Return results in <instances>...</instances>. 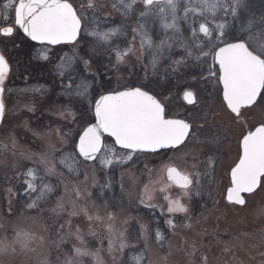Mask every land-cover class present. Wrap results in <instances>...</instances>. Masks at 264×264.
<instances>
[{"label": "rangeland", "instance_id": "rangeland-1", "mask_svg": "<svg viewBox=\"0 0 264 264\" xmlns=\"http://www.w3.org/2000/svg\"><path fill=\"white\" fill-rule=\"evenodd\" d=\"M106 1L120 21L109 22L108 31L85 33L94 39L93 51L113 54L115 63L105 78L117 85L93 94L102 76L93 70L90 50L84 45L81 51L80 42L69 46L70 53L38 46L15 24L19 0L7 8L8 0H0L1 27L15 29L10 36L0 34V53L10 68L0 127V242L7 245L0 264H133L144 258V264H264V177L245 205L227 201L243 137L264 125V107L247 108L240 118L228 110L215 64V51L226 41L213 33L216 11L226 7L220 32L251 34L250 47L258 46L264 43L259 28L264 15H248L246 0H219L215 13L198 0H173L174 10L167 1ZM262 8L256 6L257 13H264ZM201 24L210 37L199 31ZM139 35V57L130 56L129 42ZM136 87H153L167 117L190 125V139L179 148L146 155L121 150L105 138L97 160L84 161L77 142L95 122L97 101ZM187 91L195 94L194 105L184 102ZM104 159L112 162L104 164ZM113 166L124 197L116 211L95 197L97 189L103 195L105 184L112 185L107 171ZM173 167L190 176V188L168 182L167 169ZM176 200L186 212H169ZM146 213L163 219L168 232L163 245L153 241ZM139 248L144 258L127 261V252Z\"/></svg>", "mask_w": 264, "mask_h": 264}, {"label": "snow or ice", "instance_id": "snow-or-ice-1", "mask_svg": "<svg viewBox=\"0 0 264 264\" xmlns=\"http://www.w3.org/2000/svg\"><path fill=\"white\" fill-rule=\"evenodd\" d=\"M167 2L174 10L173 0ZM198 2L215 11L219 0H213L211 4L209 0ZM234 2L238 4L239 0ZM14 3L15 0H8L5 7H11ZM145 3L151 5L153 0H145ZM14 11L15 24L33 41H47L53 45L71 42L75 41L80 31V17L68 0H19ZM223 27L217 25L218 29ZM250 28L251 23L249 30ZM14 31L15 29L9 26L0 34L10 36ZM199 31L210 37L206 24H201ZM220 34L222 36L223 32ZM102 38L107 40L108 33L103 34ZM251 41L252 36L249 34L247 38H238L236 42L226 43L215 51V59L223 73V98L231 112L237 115L242 107L254 104L264 90V43L250 47ZM9 71L6 59L0 55V119L5 110L3 85ZM185 96L189 103H195L193 93L187 92ZM95 115L97 123L88 127L79 140V151L89 160L95 159L96 153L101 151L102 133L115 137V142L125 149L155 151L183 143L190 128L183 120L166 119L162 105L139 87L102 96L96 103ZM242 144L243 155L231 172L233 186L229 189L227 197L229 201H235L237 204L244 203L241 193L252 192L260 178L264 177V125L245 135ZM109 151L114 155V152ZM111 162L110 159L102 160L104 164ZM167 174L181 189L187 190L192 184L191 178L176 168H169ZM29 187L32 185L29 184ZM174 211L186 212L187 208L179 200L171 201L169 212ZM27 238L28 234H25V239ZM6 248L7 245L0 242V251ZM77 251L79 252V249Z\"/></svg>", "mask_w": 264, "mask_h": 264}, {"label": "trees", "instance_id": "trees-1", "mask_svg": "<svg viewBox=\"0 0 264 264\" xmlns=\"http://www.w3.org/2000/svg\"><path fill=\"white\" fill-rule=\"evenodd\" d=\"M250 3H253V5H251ZM254 3H257V5H256L257 6V11L263 10L262 5H264V3L262 4V0H259V2H256V1L253 2L252 0H246L245 4H243V7H244V9H246L247 14L249 13L250 15H254V17H256V18L261 17V15H264V13H262V12H258L257 13L256 6H255ZM216 9L217 10L221 9V6L219 7V5H217ZM216 12H217V14L213 18V20H214V22H213V26H214L213 27V31H214V33L217 34L218 38L220 36L221 39L225 40L226 42H236V40L238 38H241L243 36V35L242 36L237 35V36L232 37L233 36L232 32L231 33L227 32L226 34H223L221 36L220 29L217 28V25H221L222 19H225V21H226V15H227L228 11H227V9L225 7V9H222V10H219V11H216ZM214 13H215V11H214ZM220 15H221V18H220ZM259 28L261 30L263 29V31H264V26H259ZM229 30H231V29H229ZM129 43H130V46L133 47L132 52H131L130 55H134L135 54V49H134L135 48V43H137V41L135 40L134 42L131 41ZM82 44H83V46H82V50L81 51H84V45L86 46V50H90L89 51L90 52V56H91L92 62H94L93 65H95V68L93 70H97L98 69V72H100V74L102 76L101 88L96 86L93 89V91H94L93 94H95L96 91H98L100 89L101 90L102 89L108 90V89L115 88L116 85H117L116 81L114 79L108 80V79L105 78L106 69L108 68V66H112L115 63L113 54L111 55V53H108L107 55H105L103 53L101 54V53H97L96 51H93L92 48L90 46H88L89 43H88V41H87L85 36H83V38H82ZM89 52L86 51V55H88ZM128 58H130L129 55L124 56L125 61H127ZM119 65H121V64H119ZM59 89H61V88H59ZM115 90L116 89H114V91ZM56 91L58 93V89ZM70 97H72V98H70V101L72 103H74L75 98H74L73 94ZM259 104L264 107V93H263V95H262V97L260 99ZM117 172H118V167L117 166H113L112 168H110L109 172L107 171V173H109L108 175L113 177L112 185L109 184V186H108V184H105V178L106 177L103 178V182L105 184V186L103 187V192H104L103 195L104 196L101 194L100 190L97 189L95 191L96 199H98L99 202H103V203L108 204V208L113 210V211L118 210L120 208V206L122 205V203L124 202V197H123V195L121 193V187L119 185L118 173ZM105 173H106V171H105ZM146 216L149 217L150 221L152 222L153 241L155 243H159V241H160V244L163 245V242H165L167 240V238H168V232H167V229L165 227L163 219L161 218V216L159 214H151L150 215V213H146ZM133 231H134L133 232V236H135L134 238L139 239L138 227L137 226H133ZM144 255H145V252H144L143 248H139L137 250H131V251L127 252V261H130V257L131 256L133 258H136V257H139V256L144 258ZM144 263H145V258L142 260V262H140L138 260V261L134 262L133 264H144Z\"/></svg>", "mask_w": 264, "mask_h": 264}, {"label": "flooded vegetation", "instance_id": "flooded-vegetation-1", "mask_svg": "<svg viewBox=\"0 0 264 264\" xmlns=\"http://www.w3.org/2000/svg\"><path fill=\"white\" fill-rule=\"evenodd\" d=\"M68 2L69 3H71L72 5H73V7H74V9L76 10V12H77V15L80 17V20H81V26H82V30H81V34H80V36L81 35H83V31L87 28V26H89V31H94V30H98V31H102V30H109L110 29V27L111 26H108L109 24V22H116V21H120V19H119V16L116 14V16H114L113 14H114V12H113V10L110 8V7H108L107 6V1L106 0H68ZM185 27H187V26H185ZM190 27V26H189ZM189 27H187V28H189ZM3 28V27H2ZM1 27H0V29H2ZM213 33H214V31H213ZM154 35V34H153ZM214 35H215V33H214ZM88 37H87V41H88V43H89V46L93 49V46H92V42H91V40L93 39V37H91V36H89V35H87ZM219 38H221V37H219ZM94 40V39H93ZM137 43H135V54H134V56H137V57H139V54H140V52H141V49L139 48L140 47V42H142L141 41V36L139 35L138 36V39H137ZM205 43V42H204ZM223 44H226V42L225 43H223ZM65 45H67V44H64L63 46L62 45H60L59 47L61 48V50H65V52L67 51V49H66V46ZM97 49V48H96ZM68 50H70V49H68ZM98 50V49H97ZM99 51V50H98ZM108 53H109V51H108ZM107 52L105 53L104 52V54L105 55H107L108 54ZM130 56H132V55H130ZM129 56V57H130ZM215 61H216V59H215ZM215 64H216V62H215ZM216 70H217V72H218V74H219V82H220V85H221V87H222V89H223V85H222V79H221V77H222V75H221V71L218 69V67H217V64H216ZM192 92V91H191ZM149 93H151L153 96H155V98H156V91H154V89H153V87H152V89H151V87H150V89H149ZM222 93H223V91H222ZM195 98H196V96H195ZM224 99V98H223ZM225 101V100H224ZM185 102V101H184ZM197 102V101H196ZM161 103V102H160ZM186 103V102H185ZM187 104V103H186ZM225 104H226V106H227V103L225 102ZM162 105V107H163V109H164V115H165V118L166 119H171V118H169V117H167V109H166V107H164V105L163 104H161ZM188 105V104H187ZM228 108V107H227ZM248 107H246V108H243L242 110H241V113H240V115L239 116H236L234 113H232L229 109V111L235 116V117H237V118H240L241 117V115H242V113H243V111L245 110V109H247ZM192 136V128L190 127L189 128V132H188V140L190 139V137ZM187 140V141H188ZM186 141V142H187ZM171 150V149H170ZM165 152H167V151H165ZM162 153H164V152H162ZM169 169V168H168ZM167 169V170H168ZM167 174V173H166ZM167 178H168V174H167ZM168 182L171 184V185H173V186H175L176 184L172 181V180H170L169 178H168Z\"/></svg>", "mask_w": 264, "mask_h": 264}, {"label": "water", "instance_id": "water-1", "mask_svg": "<svg viewBox=\"0 0 264 264\" xmlns=\"http://www.w3.org/2000/svg\"><path fill=\"white\" fill-rule=\"evenodd\" d=\"M164 1H165V0H153V3H160V2H164ZM153 3H152V4H153ZM21 30H22V29H21ZM22 31H23V30H22ZM23 33H24V32H23ZM24 35H25L26 37H28L25 33H24ZM28 38L31 40L30 37H28ZM76 39H77V38H76ZM76 39H75V40H76ZM32 41H33V40H32ZM33 42L38 43V44H47V45L56 46V45L64 44V43H72V42H74V41H71V42H61V43H59V44H55V45H53V44H49L47 41H45V42L33 41ZM216 62H217V66L219 67V63H218L217 60H216ZM219 69H220V67H219ZM220 71H221V70H220ZM221 74L223 75L222 71H221ZM222 84H223V82H222ZM263 91H264V90L261 91L260 95L257 97V100H256V102H255L254 104H252V105H250V106L242 107L241 110H242L243 108L251 107V106L255 105L256 103H258V101H259V99H260V97H261ZM191 93H192V92H191ZM194 97H195V95H194ZM184 99H185V101H186L187 104L193 105V104L196 103V98H195V103H189L188 100L186 99V96H185V95H184ZM241 110H240V112H239L238 115L235 114V113H234V114H235L236 116H239L240 113H241ZM230 111H231V110H230ZM1 123H2V119H0V125H1ZM259 127H260V126H259ZM257 128H258V127H257ZM255 130H256V129H255ZM255 130H254V131H255ZM254 131H253V132H254ZM82 135H83V134H82ZM82 135H81V136H82ZM106 136H109L108 133H102V137H101V139H102V147H101V150L103 149L104 138H105ZM109 137H111V136H109ZM187 137H188V134H187V136L185 137L183 143L186 141ZM111 138H113L114 141H115V137H111ZM79 140H80V138H79ZM242 141H243V140H242ZM183 143H181V144H179V145H174V146H167V147H163V148H158V149H156L155 151L147 150V149H137V150L125 149V148L121 147L120 145H118L117 143H116V145H117L118 147H120V148H123V149H125V150H130V151H132V152H156V151H160V150L167 149V148H170V147H178V146H181ZM77 152H78L79 156H80L84 161H86V162H94V161L98 158V156H99V154H100L101 151L98 152V153H96V158H95V159H91V160L86 159V158L80 153V151H79V141H78V144H77ZM242 155H243V144H242ZM177 170H178V169H177ZM178 171H179V170H178ZM179 172H180V171H179ZM180 173H182V172H180ZM182 174H183V173H182ZM262 178H263V177L260 178L257 187H256L252 192H250V193H241V197H242L243 200H244V203H243V204H237V203H235V201H229L228 198H227V201H228L229 203H231V204H235V205H238V206H243V205H245V203H246V196H249V195L255 193V192L258 190V188H259V186H260V184H261V180H262ZM231 179H232V178H231ZM173 182H174V181H173ZM232 186H233V185H232ZM229 189H230V188H229ZM228 191H229V190H228ZM227 197H228V192H227Z\"/></svg>", "mask_w": 264, "mask_h": 264}, {"label": "bare ground", "instance_id": "bare-ground-1", "mask_svg": "<svg viewBox=\"0 0 264 264\" xmlns=\"http://www.w3.org/2000/svg\"><path fill=\"white\" fill-rule=\"evenodd\" d=\"M241 150H242V145H241Z\"/></svg>", "mask_w": 264, "mask_h": 264}]
</instances>
